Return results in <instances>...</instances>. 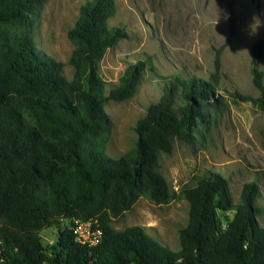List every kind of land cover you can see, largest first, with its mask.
Returning a JSON list of instances; mask_svg holds the SVG:
<instances>
[{
    "label": "trees",
    "instance_id": "1",
    "mask_svg": "<svg viewBox=\"0 0 264 264\" xmlns=\"http://www.w3.org/2000/svg\"><path fill=\"white\" fill-rule=\"evenodd\" d=\"M48 1L0 0V264H264L259 185L246 184L235 205L228 180L216 172H206L183 191L190 220L179 251L140 226L120 231L111 225V216L130 210L142 195L157 203L172 198L159 171L160 156L173 152L175 140L190 142L205 111L224 104L217 87L222 52L238 31L234 8L211 79L171 78L161 100L138 122L136 146L113 158L107 153L112 120L106 106L135 96L147 63L130 64L108 92L101 62L128 34L109 25L115 0H91L69 33L75 46L70 60L75 76L69 80L64 64L38 51L30 33L12 38L6 30L25 26ZM263 60L262 39L252 58L260 97L241 98L264 111ZM75 218L98 219L102 243L79 244L70 226L60 230L57 244H44L40 231L48 223Z\"/></svg>",
    "mask_w": 264,
    "mask_h": 264
},
{
    "label": "rangeland",
    "instance_id": "2",
    "mask_svg": "<svg viewBox=\"0 0 264 264\" xmlns=\"http://www.w3.org/2000/svg\"><path fill=\"white\" fill-rule=\"evenodd\" d=\"M88 1L91 0H49L25 26L6 30L12 38L30 33L35 48L62 62L66 77L73 80L75 70L70 60L75 46L69 33ZM115 2L117 12L109 25L123 28L128 38L111 48L101 62L100 72L108 83V92L119 85L130 64L145 61L147 71L132 99L106 106L112 120L107 153L113 158L122 157L136 146L138 122L152 104L161 100L171 78L211 79L218 51L230 30L231 6L238 17V31L221 55L217 90L224 104L205 111L204 123L194 128L190 142L175 140L173 152L160 156L159 171L171 187L172 198L167 203H157L149 195H142L130 210L111 216V225L120 231L140 226L156 241L179 251L181 232L190 220V203L183 191L212 171L228 180L235 205L240 204L246 184L259 185L257 205L261 212L257 220L264 226V111L241 98L260 97L253 83L252 58L254 46L264 40V0ZM225 14L228 19H224ZM233 214L234 211L228 215ZM71 224L72 219L48 223L40 231L44 244H57L60 230Z\"/></svg>",
    "mask_w": 264,
    "mask_h": 264
},
{
    "label": "built area",
    "instance_id": "3",
    "mask_svg": "<svg viewBox=\"0 0 264 264\" xmlns=\"http://www.w3.org/2000/svg\"><path fill=\"white\" fill-rule=\"evenodd\" d=\"M71 230L75 240L88 247H96L100 245L104 238V230L102 229L98 219H81L72 220ZM4 252V242L0 240V256Z\"/></svg>",
    "mask_w": 264,
    "mask_h": 264
},
{
    "label": "clouds",
    "instance_id": "4",
    "mask_svg": "<svg viewBox=\"0 0 264 264\" xmlns=\"http://www.w3.org/2000/svg\"><path fill=\"white\" fill-rule=\"evenodd\" d=\"M228 18H229L228 15L225 14L224 19H228ZM217 23H218V21H217Z\"/></svg>",
    "mask_w": 264,
    "mask_h": 264
}]
</instances>
